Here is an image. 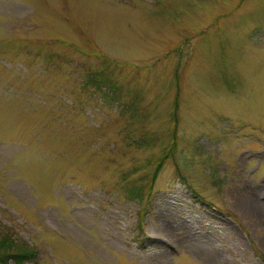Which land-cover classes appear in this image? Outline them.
<instances>
[{
	"label": "rangeland",
	"instance_id": "rangeland-1",
	"mask_svg": "<svg viewBox=\"0 0 264 264\" xmlns=\"http://www.w3.org/2000/svg\"><path fill=\"white\" fill-rule=\"evenodd\" d=\"M0 233L264 264V0H0Z\"/></svg>",
	"mask_w": 264,
	"mask_h": 264
},
{
	"label": "trees",
	"instance_id": "trees-1",
	"mask_svg": "<svg viewBox=\"0 0 264 264\" xmlns=\"http://www.w3.org/2000/svg\"><path fill=\"white\" fill-rule=\"evenodd\" d=\"M100 75V72L94 73L90 78H95ZM100 82V81H99ZM130 194L132 196L136 194V188H129ZM37 251L36 248L30 247L24 242L16 243L13 239L9 238L6 234L0 233V264H7L12 262V264H22L25 261H36Z\"/></svg>",
	"mask_w": 264,
	"mask_h": 264
}]
</instances>
